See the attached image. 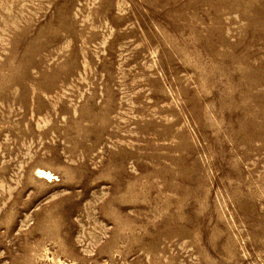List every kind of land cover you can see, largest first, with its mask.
I'll list each match as a JSON object with an SVG mask.
<instances>
[{
    "label": "rangeland",
    "instance_id": "rangeland-1",
    "mask_svg": "<svg viewBox=\"0 0 264 264\" xmlns=\"http://www.w3.org/2000/svg\"><path fill=\"white\" fill-rule=\"evenodd\" d=\"M0 264H264V0H0Z\"/></svg>",
    "mask_w": 264,
    "mask_h": 264
},
{
    "label": "bare ground",
    "instance_id": "bare-ground-1",
    "mask_svg": "<svg viewBox=\"0 0 264 264\" xmlns=\"http://www.w3.org/2000/svg\"><path fill=\"white\" fill-rule=\"evenodd\" d=\"M38 173L41 175L42 178H45V179L51 180V178L53 177L52 174L45 172L43 170H40Z\"/></svg>",
    "mask_w": 264,
    "mask_h": 264
}]
</instances>
